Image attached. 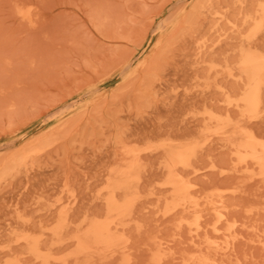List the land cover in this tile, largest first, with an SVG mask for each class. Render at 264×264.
Here are the masks:
<instances>
[{
    "label": "rangeland",
    "instance_id": "obj_1",
    "mask_svg": "<svg viewBox=\"0 0 264 264\" xmlns=\"http://www.w3.org/2000/svg\"><path fill=\"white\" fill-rule=\"evenodd\" d=\"M263 10L0 0V264H264V171L234 147L264 142V82L255 111L238 103L244 57H264ZM181 145L176 197L164 163ZM110 183L124 219L81 254L74 237L105 220Z\"/></svg>",
    "mask_w": 264,
    "mask_h": 264
},
{
    "label": "bare ground",
    "instance_id": "obj_2",
    "mask_svg": "<svg viewBox=\"0 0 264 264\" xmlns=\"http://www.w3.org/2000/svg\"><path fill=\"white\" fill-rule=\"evenodd\" d=\"M264 12V10H263ZM150 43V41H149ZM148 46V45H147ZM241 69L245 75L246 93L239 98L238 103L241 104V112L249 113L255 111L259 105L258 91L260 85L264 82V57L259 54H249L244 57V61L241 63ZM231 97V96H230ZM240 120V119H239ZM227 123L229 121L225 120ZM238 126V125H237ZM216 139V138H214ZM244 141L234 145L237 152H241L245 157L253 160L259 171H264V142L257 141L252 135H245ZM231 142V140H230ZM188 155L190 150L187 146L181 145L173 151H170L166 157L164 167L166 168V175L168 176V183L170 185L171 192L176 197H181L186 186L182 179L175 173V166L185 164L188 161ZM238 157V156H237ZM240 161V160H239ZM134 165L132 161L128 168ZM125 172L121 173L124 176ZM116 185L110 183L109 195L111 196L106 200V217L104 221H93L87 224L83 234L76 235L74 237V244L76 249L81 254H86L90 251V248L98 247H110L114 242V235L111 230L115 229L117 224H120L124 219L126 206L118 204L113 196V191ZM52 237L59 238L61 232L52 231ZM22 247L31 255H38L40 248L35 240L26 235L22 240ZM190 264H215L207 257L195 258L190 260Z\"/></svg>",
    "mask_w": 264,
    "mask_h": 264
}]
</instances>
